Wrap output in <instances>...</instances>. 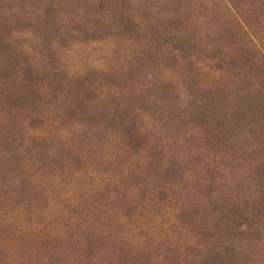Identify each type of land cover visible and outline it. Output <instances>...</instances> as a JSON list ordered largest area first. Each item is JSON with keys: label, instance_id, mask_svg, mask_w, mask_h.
Returning a JSON list of instances; mask_svg holds the SVG:
<instances>
[{"label": "rangeland", "instance_id": "374dc122", "mask_svg": "<svg viewBox=\"0 0 264 264\" xmlns=\"http://www.w3.org/2000/svg\"><path fill=\"white\" fill-rule=\"evenodd\" d=\"M260 1L0 0V264H264L258 140L196 118Z\"/></svg>", "mask_w": 264, "mask_h": 264}, {"label": "trees", "instance_id": "16d2710c", "mask_svg": "<svg viewBox=\"0 0 264 264\" xmlns=\"http://www.w3.org/2000/svg\"><path fill=\"white\" fill-rule=\"evenodd\" d=\"M261 3H264V0H261ZM261 12L264 10L260 8L252 13L264 16ZM226 35L229 47L235 49V54L229 57L225 69L226 74L231 78L230 83L235 99L228 101L227 96L224 95L217 98L207 95L209 101L206 105L201 103L202 107L198 110L196 118L200 122L204 120L203 124H210L218 131L222 129V132L227 133L226 135L237 137V139L253 136V139L258 140L253 143L255 146L250 150L248 164L250 177L254 183V191L249 196L251 199L254 196V199L249 198L250 200L247 199L248 201L244 202L250 203L249 207H246L243 212L241 210L238 221L232 224V228L235 227V230L242 234L241 239L249 241L247 237L250 234L258 232L260 226V232L264 228L260 225L261 219H264V55L261 56L262 63L258 64L260 78L257 79L259 83L254 89L251 87L254 84L251 76L253 63L249 57L251 53L248 45L249 43L252 45V40L256 37L263 41L264 34L260 35V32L256 33L254 30H241V32L231 31ZM256 52L261 54L257 48ZM227 145L230 146L229 143ZM233 151L236 159L240 152H244L242 145H238ZM255 221L258 222V227L254 226ZM242 226L246 228L241 230Z\"/></svg>", "mask_w": 264, "mask_h": 264}]
</instances>
